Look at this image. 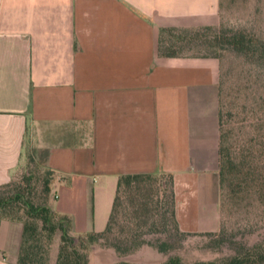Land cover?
<instances>
[{
    "label": "crops",
    "instance_id": "obj_1",
    "mask_svg": "<svg viewBox=\"0 0 264 264\" xmlns=\"http://www.w3.org/2000/svg\"><path fill=\"white\" fill-rule=\"evenodd\" d=\"M220 21V0H0V184L31 131L74 232L98 229L120 174L158 171L173 174L180 229L217 231L220 61L158 44L161 26ZM22 231L0 222V264H16Z\"/></svg>",
    "mask_w": 264,
    "mask_h": 264
},
{
    "label": "trees",
    "instance_id": "obj_2",
    "mask_svg": "<svg viewBox=\"0 0 264 264\" xmlns=\"http://www.w3.org/2000/svg\"><path fill=\"white\" fill-rule=\"evenodd\" d=\"M225 1L232 4L236 0H220V10ZM166 34L169 37L166 38ZM196 41L206 52L192 55L214 56L220 61L218 151L223 203L232 208L244 191L256 194L264 202V95H249L248 86L241 83L226 89L221 72L222 51H236L244 57H256L264 62V39L247 27H228L224 23L161 26L159 53L162 56L183 54L177 48ZM47 173L46 193L41 195L36 193L35 185L31 187L35 182L33 170L25 177L24 187L21 181L14 179L0 184V222L7 218L23 223L16 264H49L51 241L59 229L62 234L56 264H97L91 261L88 252L96 245L115 250L118 259L107 264H264V238L252 243L231 240L232 253L211 259L185 262L182 254L170 253L172 238L213 233L180 229L176 218L174 177L170 172L120 174L105 229L79 233L73 231L71 218L58 211L49 200V194L54 192L55 171L48 166ZM164 198L168 206L162 213L160 206ZM159 214L162 215L158 221ZM158 232L166 237L154 241L151 234ZM226 232L225 228L221 229L216 239L218 243L229 240ZM146 245L155 246L166 253V257L157 262H137L127 258Z\"/></svg>",
    "mask_w": 264,
    "mask_h": 264
},
{
    "label": "rangeland",
    "instance_id": "obj_3",
    "mask_svg": "<svg viewBox=\"0 0 264 264\" xmlns=\"http://www.w3.org/2000/svg\"><path fill=\"white\" fill-rule=\"evenodd\" d=\"M228 27H247L256 31L264 39V0H236L230 4L225 1L221 9V21ZM169 37L166 34V38ZM199 41L189 43L183 48H177L183 54H201L206 49L202 48ZM222 65L225 88L229 90L234 85L243 84L248 86L246 91L249 95H264V62L256 57H244L236 51H222ZM252 97V96H251ZM30 131V130H29ZM31 132V131H30ZM28 133V144L26 145L25 161L14 180L21 181L23 187L26 185V178L29 171L33 170L35 174V182L31 185L38 195L45 194V179L47 173V149L40 147L38 142ZM31 136V137H30ZM30 137V138H29ZM117 189V188H116ZM116 190L113 191L111 199L105 197L100 199L98 204V220L96 230H103L107 226V222L112 210L113 201ZM55 198V193L49 194V200ZM165 199V198H164ZM161 200L160 211L163 213L168 202ZM224 197L220 187V228L210 233H202L185 237L172 238L173 247L170 253H180L185 262H191L195 259H211L217 256H223L232 253L231 240L238 242L252 243L264 238V202L257 198V195L244 191L240 193L237 203L232 205H224ZM103 212V216H102ZM162 215V214H161ZM161 215H157V220L161 219ZM160 228L163 226L160 225ZM227 231V240L220 244L216 240L221 229ZM61 230H57L51 241L49 252V264H56L59 246L61 243ZM165 238L166 234L158 232L151 234V238L156 241L157 238ZM91 261L97 264H107L118 259L115 250L107 246L96 245L88 251ZM166 257V253L160 252L155 246L146 245L133 254L127 255V258L137 262H157Z\"/></svg>",
    "mask_w": 264,
    "mask_h": 264
}]
</instances>
